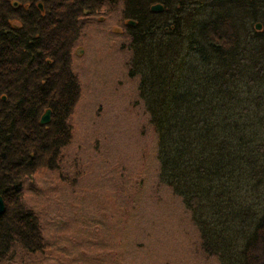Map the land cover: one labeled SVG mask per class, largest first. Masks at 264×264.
<instances>
[{
	"label": "trees",
	"instance_id": "1",
	"mask_svg": "<svg viewBox=\"0 0 264 264\" xmlns=\"http://www.w3.org/2000/svg\"><path fill=\"white\" fill-rule=\"evenodd\" d=\"M42 1L56 6L45 16L0 0V263L17 244L46 247L38 214L22 201L24 179L59 167L80 94L71 68L77 15L101 6ZM122 2L135 21L126 26L129 75L157 135L160 180L190 211L207 255L264 264V0ZM155 3L163 9L152 11Z\"/></svg>",
	"mask_w": 264,
	"mask_h": 264
},
{
	"label": "rangeland",
	"instance_id": "2",
	"mask_svg": "<svg viewBox=\"0 0 264 264\" xmlns=\"http://www.w3.org/2000/svg\"><path fill=\"white\" fill-rule=\"evenodd\" d=\"M123 9L122 0L106 1L78 23L71 139L57 169L38 167L23 184L22 201L38 214L46 247L17 244L0 264H219L202 250L182 199L159 178L157 135L139 78L129 75Z\"/></svg>",
	"mask_w": 264,
	"mask_h": 264
},
{
	"label": "flooded vegetation",
	"instance_id": "3",
	"mask_svg": "<svg viewBox=\"0 0 264 264\" xmlns=\"http://www.w3.org/2000/svg\"><path fill=\"white\" fill-rule=\"evenodd\" d=\"M11 2V4L14 6V9H16L15 11L17 12H23V11H26L27 13H31V14H36V13H39L41 16H45L47 13H49V9L50 8H55L56 6L55 5H48L47 3H45V1H42V0H9ZM48 1V0H47ZM108 1V0H103V3H101L100 0H98L99 2V7H93L94 9H92L93 11L91 10H82V13H79V15H77V21L78 23H80V19H82V16L83 15H92L94 14V12H99V10H101V7L103 6V4ZM15 3V4H13ZM13 19H10L11 20V24L14 25V26H18V23H22L23 21L17 17L16 15L14 17H12ZM125 23H126V20H124ZM77 24V26H79ZM77 40V39H76ZM75 40V41H76ZM74 41V42H75ZM73 42V44H74Z\"/></svg>",
	"mask_w": 264,
	"mask_h": 264
},
{
	"label": "water",
	"instance_id": "4",
	"mask_svg": "<svg viewBox=\"0 0 264 264\" xmlns=\"http://www.w3.org/2000/svg\"><path fill=\"white\" fill-rule=\"evenodd\" d=\"M162 8H163V6L160 3H155V4L151 5V7H150V9L152 11H161ZM127 23L130 25H134L135 21L128 20ZM255 28L260 30L261 29V23L257 22L255 24ZM2 98L4 99V96ZM49 121H50V109L48 108L40 116L39 122H40V124L44 125V124H47ZM3 210H4V202H3L2 196L0 195V213H2Z\"/></svg>",
	"mask_w": 264,
	"mask_h": 264
},
{
	"label": "bare ground",
	"instance_id": "5",
	"mask_svg": "<svg viewBox=\"0 0 264 264\" xmlns=\"http://www.w3.org/2000/svg\"><path fill=\"white\" fill-rule=\"evenodd\" d=\"M51 111V110H50ZM57 169V168H56Z\"/></svg>",
	"mask_w": 264,
	"mask_h": 264
}]
</instances>
